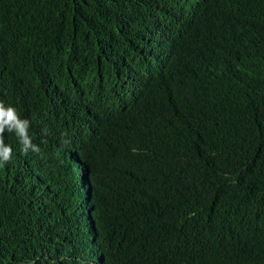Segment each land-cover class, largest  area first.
Listing matches in <instances>:
<instances>
[{"label":"trees","instance_id":"1","mask_svg":"<svg viewBox=\"0 0 264 264\" xmlns=\"http://www.w3.org/2000/svg\"><path fill=\"white\" fill-rule=\"evenodd\" d=\"M0 102L41 149L3 134L0 264H197L230 234L242 264L264 240V0H0Z\"/></svg>","mask_w":264,"mask_h":264},{"label":"clouds","instance_id":"2","mask_svg":"<svg viewBox=\"0 0 264 264\" xmlns=\"http://www.w3.org/2000/svg\"><path fill=\"white\" fill-rule=\"evenodd\" d=\"M29 121L27 119H21L17 113V110L12 106H5L4 103L0 102V164L9 163L12 159V148L5 144L3 139V134L7 130L8 132H14L21 144V151L25 154L29 152L40 153L41 149L38 145L32 142L31 137L28 134ZM45 134L46 130H45ZM63 143H68V141H63ZM33 173L36 175L40 182L43 184L44 192L43 196L49 194L46 192L47 186L50 188V185L43 178L42 174L36 168H33ZM84 180L82 184L84 189L87 191V198L89 202H82L80 207H92L94 204L93 199V186L90 180L88 173H84ZM84 190V192H85ZM34 200L36 196L32 194ZM88 205V206H87ZM90 217V230L93 228H100L97 217L96 209H89ZM103 237L104 230H100V236ZM238 245V240L232 234L225 235L221 240L215 236H206L201 240V247L206 251V256L202 259H197V264H232L226 263L227 259H230V254ZM244 254V260L242 264H264V240H260L256 244H249L242 250ZM84 264H115L112 262L106 251L103 250L102 244L99 249L94 253L93 257H86Z\"/></svg>","mask_w":264,"mask_h":264}]
</instances>
